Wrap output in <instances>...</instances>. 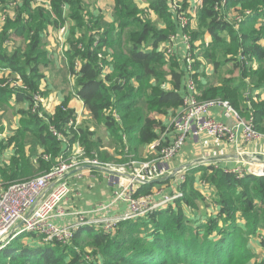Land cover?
I'll use <instances>...</instances> for the list:
<instances>
[{"label": "trees", "instance_id": "1", "mask_svg": "<svg viewBox=\"0 0 264 264\" xmlns=\"http://www.w3.org/2000/svg\"><path fill=\"white\" fill-rule=\"evenodd\" d=\"M115 3L114 22L106 28L101 17L90 13L86 0H0L4 13L14 8L0 34V68L10 70L28 88L7 90L0 80V108L12 95L18 103H29L27 110L18 112L22 118L13 137L2 138L5 129L0 122V162L5 151L11 147L15 151L9 164L0 163L1 185L33 179L58 166L64 146L51 127L67 136L71 145L80 142L90 159L102 164L116 159L102 151L105 144L90 127H68L75 117L69 99L44 119L39 110H33V96L41 91L45 79L42 67L51 64L43 51V36L50 27L60 29L68 21L72 23L65 55L71 75L77 77V94L92 118L103 122L116 138H121L120 133L129 136L125 157L133 154L138 160L142 147L156 142V129L162 126L155 115L181 107L186 71L174 56L166 54L164 46L180 30L176 15L170 12V0H150L149 10L160 17L162 27L135 0ZM231 9L239 15L233 25L228 20ZM197 13L198 27L190 24L185 32L191 35L194 56L195 43L210 35V42L200 45L198 57L214 70V80L200 84L199 99L229 101L242 118L254 119L257 131L264 134V0H201ZM12 39L26 43L9 54L3 46ZM228 65L231 68L224 74ZM199 67L200 60L194 59L193 79ZM168 78L171 92L163 89ZM41 94L46 95L45 91ZM165 146H155L156 154ZM212 169L211 174L209 169L202 171L203 179L214 189L217 212L202 215L210 217L204 231L199 224L191 225L207 202L193 187L198 170H192L178 186L183 197L153 214L123 222L111 233L85 227L67 245L46 243L25 233L0 253L2 264H252L254 252L245 242L257 237V228L264 226V177L249 175L242 180ZM155 186H142L137 195H148ZM239 221H246L252 231ZM148 230H153L154 241L140 236ZM185 230L192 234L188 236Z\"/></svg>", "mask_w": 264, "mask_h": 264}, {"label": "built area", "instance_id": "2", "mask_svg": "<svg viewBox=\"0 0 264 264\" xmlns=\"http://www.w3.org/2000/svg\"><path fill=\"white\" fill-rule=\"evenodd\" d=\"M172 11L176 15L178 26L182 31L183 44L186 48L184 58L186 72L191 75L194 72L193 47L190 36L185 32L190 26V16L181 12L180 6L173 8ZM175 48L176 36H173L166 47L168 49L165 51L166 54L170 57L174 56ZM78 68L77 65L76 69ZM6 86L28 89L20 79L6 82L4 87ZM186 87L187 92L183 98L182 111L172 121V142L163 147L161 155L151 163L140 164L136 167L134 162L131 167L132 174L130 173L134 179L113 176L111 180L116 187L114 201L110 205L100 206L92 214V217L87 213H80L77 221L73 224L64 226L57 224L56 220L65 216V210L60 207V203L70 192L66 176L79 168L88 166L102 167L120 174H126L125 167L118 168L114 165L102 164L96 159L85 157V154L82 155L79 151L74 152L72 148L70 157L67 159L61 155L58 166L51 171L33 179L13 182L6 186L0 184V253L9 247L11 242L25 233L33 234L46 243L58 242L64 245H67L77 232L87 226H94L106 233H111L119 224L146 217L183 197L179 191L173 190L172 193L167 194L161 190L157 193L160 199H157L154 194L139 196L137 190L148 185L146 182L149 180L169 175L171 162L184 148L188 140L198 141L202 135L208 134L231 146L236 145L240 137L250 142L262 135L256 129L254 119L245 122L229 102L200 100L197 85L192 77L188 80ZM33 98L34 111L39 110L40 106L46 103L45 96L41 93H36ZM215 108L223 109L225 118L232 119L235 123L228 125L215 119L212 114V110ZM69 126L77 127L73 121H70ZM51 131L53 136L68 147L67 149L72 146L67 136L58 132L54 127H51ZM226 172L234 174L240 179L249 175L262 177L264 176V167L257 171L235 167L226 169ZM119 203L126 204L127 211L117 217H105L107 216L105 213ZM33 209L34 211L30 214Z\"/></svg>", "mask_w": 264, "mask_h": 264}, {"label": "crops", "instance_id": "3", "mask_svg": "<svg viewBox=\"0 0 264 264\" xmlns=\"http://www.w3.org/2000/svg\"><path fill=\"white\" fill-rule=\"evenodd\" d=\"M139 8L144 11L149 17H153V11L149 10L150 0H135ZM86 4L90 13H93L96 16L101 17L102 25L108 28L114 22V11H115V0H86ZM200 3H196L198 6ZM197 10V8H196ZM195 12V9L193 10ZM0 12L3 10L0 8ZM172 13V12H171ZM173 14V13H172ZM191 19V27L196 28L198 27V18L195 19L193 15L190 14ZM164 25V24H163ZM163 25H160L162 27ZM73 27L71 22H67L64 27L60 29H55L54 27H50L46 32V35L43 36V51L48 54V58L51 60V64L48 67H42L43 72L45 74V79L41 83L42 91H45V99L46 102L50 100V108L52 112L61 105L66 95L63 96L62 88H58V84L52 79L54 77V71L60 72L62 79L66 80L69 85L77 86L76 78L71 75L68 65V60L65 55L66 50L68 49V39L71 35V28ZM117 32H114L113 35H116ZM176 36V48L174 57L179 61V65L182 70L186 71V62H185V54L186 48L183 44V37L182 31L179 30L178 34H174ZM211 37L207 33L203 39H199L198 42L195 43L196 54H199V47L202 42H210ZM168 44H165L166 47ZM200 60L201 67L196 68L195 72L197 71L196 78H194L195 83L197 85L198 90V97H200V84H204L208 81L212 82L214 80V70L213 65L208 64L207 61H204L203 58L197 59ZM52 69V70H51ZM199 69V70H198ZM230 70V69H228ZM7 70H2L0 68V80L3 78L2 75L6 74ZM47 71V72H46ZM48 71H51L50 73ZM191 78V75L186 72L184 77V84L182 87L183 96L185 97L187 92V82ZM169 79V78H168ZM57 80V79H56ZM60 87V85H59ZM62 89V90H61ZM77 89V88H76ZM166 91L171 92L173 90L171 84V78L169 79V83L163 88ZM66 92L71 91L70 88L65 89ZM77 90L75 91L76 96ZM67 97L70 99L69 108L74 110L76 120L78 118H82V115L90 114V111L84 104L83 100L80 99L78 96L77 98L73 97L72 94H68ZM183 97V98H184ZM4 97L2 98V102H4ZM16 99V98H15ZM77 99V100H76ZM14 99H10L8 104L1 106L0 108V122L1 126L5 129V133L2 135V138H11L13 137L18 129L20 128V121L22 116L18 113L21 110H27L29 108V103L22 102L18 103L13 101ZM81 103V104H80ZM52 105V106H51ZM182 107V105H181ZM181 107L169 109L166 115L157 114L154 116V119L157 123H160L162 128L156 129L158 134V139L156 142H162L164 145H169L173 140V132L171 130L172 121L170 117L172 113L174 116H177L182 110ZM54 108V109H53ZM14 111V123L9 125L6 119V113L8 111ZM212 114L220 122L227 123L228 125L234 124V120H229L225 118L224 111L221 108H215L212 110ZM91 115V114H90ZM79 116V117H78ZM173 119V117H172ZM81 127V126H80ZM105 131L109 135V131L105 126ZM169 129V130H168ZM126 136V134L120 133V136ZM241 136V134H240ZM100 138L105 145H107L105 138L97 136ZM71 143V142H70ZM153 144H148L142 147V151L156 154ZM74 145H81L80 142H76ZM64 151L66 154H71V150L67 149L64 144ZM82 146V145H81ZM79 147V146H78ZM77 149V147H75ZM73 147V151L75 152L76 149ZM62 152V153H63ZM129 146L128 143L126 144L125 153L128 154ZM61 153V155H62ZM15 155L14 149L11 147L7 151L4 152L1 158V165H7L10 163L12 157ZM122 155V154H121ZM250 160H241L239 156H245ZM252 155L257 157L263 156L264 157V134H262L256 140L247 142L242 137L238 138V142L236 145L229 146L222 140H218L208 134L202 135L201 139L198 141L189 140L187 141L184 148L178 154L176 158L171 162L170 167L173 168L172 173L177 172L178 170L182 169L176 176L170 178L169 180L161 183H154L156 186L153 188L152 193L157 196L159 191H163L164 193L170 194L173 192L172 187L169 186L173 183L176 179L178 180L177 186L180 187L181 184L187 180L188 175L191 174L192 170L195 172L198 170L197 173L194 174V184L193 187L199 190L206 198V200L213 197L214 193H209L207 186V181L203 179V169H209L208 174L213 172V169H221L226 172L228 168H235V167H243L245 169H258L264 167V161H257L251 158ZM123 156V155H122ZM47 157V156H46ZM116 158V157H115ZM46 159V158H45ZM48 159V158H47ZM117 159V158H116ZM36 159L34 162L36 163ZM131 175V174H128ZM114 175L97 169H92L88 167H82L79 169L78 172L75 171L74 173L68 174L66 179L68 181L70 192L65 199L62 200L60 203V207L65 210V216L56 220L57 224L60 226L73 224L77 221L78 214L80 213H87L92 217V214L100 208V206H107L110 205L114 201V190L116 187L112 183V178ZM185 178H184V177ZM184 180V182H180V180ZM170 181L169 184H165ZM149 185V184H148ZM209 185V184H208ZM180 191V190H179ZM184 194V193H183ZM157 199H160L157 196ZM203 206H201L202 208ZM216 207V206H215ZM200 208V209H201ZM127 211V205L124 203H119L113 206L110 210H108L105 214L109 218L120 216ZM102 217V216H99ZM88 227V226H87ZM94 227V226H92ZM29 241L26 240L25 243L27 244Z\"/></svg>", "mask_w": 264, "mask_h": 264}, {"label": "rangeland", "instance_id": "4", "mask_svg": "<svg viewBox=\"0 0 264 264\" xmlns=\"http://www.w3.org/2000/svg\"><path fill=\"white\" fill-rule=\"evenodd\" d=\"M147 1H149V0H147ZM200 1L201 0H172L171 2H172V5H171V11L170 12H173L172 10H173V8H179V6L181 7V12H184L186 15H188V16H190V14L191 15H193L194 17H195V19H197L198 18V13H197V10H196V8H198V6L200 5H196V3H200ZM12 4V3H11ZM171 4V3H170ZM11 6H13V5H11ZM14 9V8H13ZM9 10L8 11V13L6 14V13H4V12H0V34H1V32H2V29H3V27L6 25V21H7V16H12V14H13V11L14 10ZM195 9V12L193 11ZM154 15H156L155 13H154ZM239 15L238 14H236L234 11H233V9H231V13H230V18L228 19L231 23L230 24H232L233 25V23H235L236 22V20H237V17H238ZM151 19L153 20V23L156 25V26H160V25H163V23L160 21V17L157 15L156 16V18H155V16H153V17H151ZM190 24H191V20H190ZM192 28V27H191ZM206 35V34H205ZM173 36H175L174 34H172L171 36H170V40H171V38L173 37ZM190 37H191V35H190ZM169 40V41H170ZM201 40V39H200ZM198 42V41H197ZM25 43H26V41L25 40H18V39H12L9 43H7V44H4V46H3V48L5 49V50H7L8 51V53L9 54H11L13 51H15L16 49H17V45H20V46H24L25 45ZM167 44H169V43H167ZM168 46V45H167ZM166 46V47H167ZM166 47H165V49H166ZM168 49H166V51H167ZM192 55H193V53H192ZM198 53H197V55L196 56H194L193 55V58L194 59H198ZM171 65V64H170ZM174 65V64H173ZM175 66V65H174ZM229 68H231V65H228V66H226V67H224V74L228 71V69ZM52 70V69H51ZM47 72V71H46ZM49 73L51 72V71H48ZM54 73V77H51L52 79H54V81L56 82V84H58V88H62L63 89V92H62V94H63V96L64 95H66V97H65V100L64 101H66V99H69V97H67V95L68 94H72L73 95V97H75V98H77L78 97V95L76 96V93H75V91L77 90L76 88H77V86L74 88V86H72V85H69L68 84V82L66 81V80H64V78L62 79V76L63 75H61V73L60 72H56L55 73V71L53 72ZM3 76V78L1 79V87H3V88H6L7 90L11 87L12 89H15V90H20L21 89V87H18V86H16V87H12V86H6V87H4V84H6V82H8V81H14L15 79H18V76L16 75H14V74H12V72L10 71V70H7L6 71V74H4V75H2ZM57 79V80H56ZM59 85H60V87H59ZM67 88H70V90L71 91H68V92H66L65 91V89H67ZM61 89V90H62ZM23 90V89H22ZM41 91H42V89H41ZM41 91L40 92H38V93H41ZM11 96V95H10ZM9 97V96H8ZM16 97L14 96V95H12L11 96V99H14L13 101H16L17 102V99H15ZM77 100V99H76ZM82 100V99H81ZM211 100H215V101H222L223 99H219V98H214V99H211ZM224 101H226V100H224ZM227 102H229V101H227ZM51 102H50V100H49V103H48V101L45 103V105H43V106H40V108H39V115H40V117L42 118V119H44V118H47V115H50V114H52L53 112H52V109L50 108V104ZM69 103H70V99H69ZM230 103V102H229ZM81 104V103H80ZM231 104V103H230ZM52 106V105H51ZM54 109V108H53ZM168 112V111H167ZM167 112H166V114H164V115H166L167 116ZM241 116V115H240ZM79 117V116H78ZM172 117H173V119L176 117V116H174V113H172V115H171V117H170V120L171 121H173V119H172ZM242 117V116H241ZM6 119L8 120L7 121V123L9 124V125H11V124H13L14 123V111H8L7 113H6ZM79 120H76V118L74 117L71 121H73L74 122V125L75 126H77V127H90V129L96 134V136H100V137H102V138H105V139H107L108 141H106L107 143V145H105V147H104V149L102 150L103 152H105V151H107L109 154H110V157H116L117 159H114V161H112V162H110V161H108L107 163H104V164H110V165H114V166H117L119 163H122V162H125V163H122V166L121 167H125L126 169V174H132V171H131V167H132V165H133V163L135 162L136 163V167L137 166H139L140 164H144V163H151L152 161H154V160H156L160 155H161V151H160V153L157 155V154H152V153H148V152H143L142 151V149H141V152H140V158L137 160V159H134V155L133 154H131L129 157H125L126 156V153H125V150H126V147H123V145L122 144H120L119 142H123L124 143V145H126L127 143H128V141H129V136L127 137V136H122L120 139L119 138H116L111 132H109V135H108V133L105 131V124L103 123V122H101V121H97V120H94L93 118H92V116L90 115V114H84V115H82V118H78ZM243 120L245 121V122H248L249 120H247V119H245V118H243ZM70 123V122H69ZM69 123H68V127H70L69 126ZM172 126V125H171ZM76 127V128H77ZM171 128V127H170ZM169 130V129H168ZM109 131V130H108ZM260 135L262 134V133H260V132H258ZM133 139H134V137H132ZM133 141H135V140H133ZM189 141V140H188ZM134 143V142H133ZM162 142H155V144H153V147H155V146H157L158 144H161ZM79 146V147H78ZM167 146V145H166ZM75 148V147H77V149H76V151L75 152H77V151H79L82 155H84L85 154V157H87V158H90V157H88V155H87V151H86V149H85V147H83V146H81V145H72V146H70V150H72V148ZM155 149V148H154ZM118 152H120V153H122L123 154V156L122 155H120V154H118ZM181 152V151H180ZM75 154V153H74ZM177 156H178V154H177ZM176 156V157H177ZM69 158L70 157V154H68L67 156H66V158ZM175 157V158H176ZM67 158V159H68ZM98 160V159H97ZM110 160H112V159H110ZM99 162H100V160H98ZM120 165V164H119ZM119 165L117 166L118 168H119ZM171 168V167H170ZM239 168H241V167H239ZM173 168H171L170 169V171H171V173H172V170ZM241 169H244V170H249V169H245V168H241ZM261 168H258V169H254V170H260ZM184 177V176H183ZM186 177V176H185ZM184 177V178H185ZM262 177H264V176H262ZM246 178V177H245ZM245 178H243V179H245ZM242 179V180H243ZM18 182V181H17ZM177 182H178V180H177ZM176 182V179L173 181V183L169 186V188L170 187H172V190H174V191H179L180 190V188L176 185V184H178ZM180 182L182 183V182H184V180L182 181V179L180 180ZM206 187H208V192L209 193H211V192H214V189H212V188H210V186L207 184V186ZM180 192V191H179ZM181 193V192H180ZM183 194V193H182ZM149 195V194H148ZM216 205H215V203L213 202V197H211L210 199H208L207 200V202L204 204V206L201 208V210H200V212L198 213V217H196V219L194 220H191V225H193V223L194 224H199V226L201 227V230L202 231H204L205 230V228H204V226L205 225H207V224H209V218L210 217H203L202 215L203 214H208L209 216H211V214H214V213H216L217 211H216V207H215ZM216 211V212H215ZM217 219V218H216ZM135 220H137V219H135ZM197 222V223H196ZM238 224H241V226L243 227V228H245V229H247V231L248 232H250V230H251V227H250V225L249 224H247L246 223V221H239V222H237ZM220 226H222V228H225L226 226L224 225V223H220ZM190 228V227H189ZM173 231L174 232H177V227L176 226H174V228H173ZM186 232H187V235L188 236H190L192 233H191V231L190 230H185ZM252 231V230H251ZM152 232H153V230H148L147 231V233L146 234H142V235H140L141 237H143V239L144 240H147V241H154V236H152L151 234H152ZM256 232H257V237H255L254 239H249L248 240V242H245V243H247L248 245H250L251 247H250V250H252L253 252H254V257L251 259V263L252 264H258L259 262H264V245H262V244H264V226H261V227H258L257 228V230H256ZM37 249V248H36ZM88 256H90L91 257V255L90 254H88ZM2 259H3V257L2 256H0V264H2Z\"/></svg>", "mask_w": 264, "mask_h": 264}, {"label": "water", "instance_id": "5", "mask_svg": "<svg viewBox=\"0 0 264 264\" xmlns=\"http://www.w3.org/2000/svg\"><path fill=\"white\" fill-rule=\"evenodd\" d=\"M239 159H241V160H243V159H244V160H250V159L247 157V155H245V156H239ZM259 160H260V161H264V157H263V156H260V157H259ZM89 167L92 168V169H97V170H102V171L108 172V173H110V174H112V175H114V176L125 177V178H127V179H134V177H133L132 175H128V174H120L119 172H116V171L111 170V169H105V168H102V167H94V166H89ZM79 169H82V168H79ZM79 169H77V170H75V171L78 172ZM181 170H182V169L178 170V171L175 172V173H174V172H173V173H170V174L167 175V176H164V177H161V178H158V179H155V180H149V181H147L146 183H147V184H154V183L165 182V181L169 180L170 178L176 176V174H178ZM75 171H73V172H71V173H74ZM71 173H69V174H71ZM33 211H34V209L30 212V214H31Z\"/></svg>", "mask_w": 264, "mask_h": 264}, {"label": "bare ground", "instance_id": "6", "mask_svg": "<svg viewBox=\"0 0 264 264\" xmlns=\"http://www.w3.org/2000/svg\"><path fill=\"white\" fill-rule=\"evenodd\" d=\"M251 158L254 160V162L260 161L259 157L252 155Z\"/></svg>", "mask_w": 264, "mask_h": 264}]
</instances>
